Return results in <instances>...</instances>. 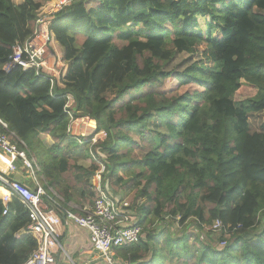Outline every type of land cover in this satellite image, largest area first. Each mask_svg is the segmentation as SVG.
<instances>
[{
	"label": "trees",
	"instance_id": "1",
	"mask_svg": "<svg viewBox=\"0 0 264 264\" xmlns=\"http://www.w3.org/2000/svg\"><path fill=\"white\" fill-rule=\"evenodd\" d=\"M46 2L0 0V119L29 154L32 144L44 152L47 163L30 156L62 206L97 198L91 180L99 166L67 134L69 111L105 133L94 150L108 163L106 185L134 190L142 238L116 248L121 259L264 264V130L251 132L247 120L264 111V0H72L50 25L68 65L63 88L32 71L2 70ZM180 53L199 58L165 71ZM153 117L165 134L149 128ZM156 222L163 229H152ZM188 222L191 235L172 233L174 223ZM26 224L16 199L6 216L0 203V264H22L36 249L31 235L14 238Z\"/></svg>",
	"mask_w": 264,
	"mask_h": 264
},
{
	"label": "built area",
	"instance_id": "2",
	"mask_svg": "<svg viewBox=\"0 0 264 264\" xmlns=\"http://www.w3.org/2000/svg\"><path fill=\"white\" fill-rule=\"evenodd\" d=\"M71 1L58 0L49 9L42 6L36 11L33 32L24 42H16L12 46L8 60L2 67L4 73L10 74L16 69H21L23 72L32 71L36 76L49 79L53 84L52 79L58 77L59 68H64V65L63 62L61 63V57L54 51L55 39L50 25L56 14ZM60 76H65V70ZM72 104V97L67 95L64 109L67 111ZM67 113L70 117L67 134L74 137L78 144H87L88 154L99 166L91 180V190L97 194L93 205L83 207L81 215H76L62 206V198L47 185L45 188L36 183L33 188H30L18 180L0 177L2 216L8 214L10 204L14 199L26 211L25 231L36 241V249L22 264H57V253L60 249V235L57 226L61 224V216L65 221L86 230L92 249L107 264H114L113 257L116 248L137 244L142 238L143 229L138 225L139 213L132 209V204L120 193L114 192L112 187L106 185V174L109 172L108 163L102 159L103 156L98 151L94 150L95 144L103 140L101 135L105 136V133L97 132L95 120L89 117L74 118L69 111ZM80 126L88 131H78ZM97 134L100 136L97 137ZM85 138L90 139L85 141L83 140ZM18 145L21 148H18ZM0 151L10 158L20 159L26 169L32 172L38 170L35 160L31 156L28 157L29 152L25 144L9 131L7 124L1 119ZM8 169L13 171L14 166L10 164ZM220 228L221 224L216 221L211 230L219 232ZM224 244L221 243L220 246Z\"/></svg>",
	"mask_w": 264,
	"mask_h": 264
},
{
	"label": "crops",
	"instance_id": "3",
	"mask_svg": "<svg viewBox=\"0 0 264 264\" xmlns=\"http://www.w3.org/2000/svg\"><path fill=\"white\" fill-rule=\"evenodd\" d=\"M53 48L56 54L63 59V53L56 41L53 44ZM84 163H86V161ZM10 164L14 166L13 171H9L8 169ZM38 172L39 171L32 172L26 169L20 159L10 158L0 151V177L9 180H18L26 186L33 188L36 183L40 184V181L36 178V174H38ZM41 180H43V177H41ZM85 206H89V204H76L68 202L65 205L68 210L72 211L76 215H81V209ZM57 231L60 235V249L58 250L56 258L57 264H107L104 259H102V257L92 249L86 230L77 227L69 221H65L61 216V224L57 226ZM13 235L16 239L23 238L26 235L25 227L15 230ZM145 258H148V256ZM141 261L142 260L138 263H142ZM115 264H137V262L131 263L130 261L123 260L118 261Z\"/></svg>",
	"mask_w": 264,
	"mask_h": 264
},
{
	"label": "rangeland",
	"instance_id": "4",
	"mask_svg": "<svg viewBox=\"0 0 264 264\" xmlns=\"http://www.w3.org/2000/svg\"><path fill=\"white\" fill-rule=\"evenodd\" d=\"M56 1L58 2V0H47V2L43 6L46 7V9H49L50 6H53L56 3ZM168 1L170 2V1H173V0H168ZM199 23L201 24V26L204 29H206V25L208 26V24L210 23V20L208 18L200 19L199 20ZM198 58H199V56H189V55L184 54V53L176 54L171 59V61L168 64L165 65L164 70L167 71V72H169V71H182L184 68L188 67L192 62H194ZM62 62L65 65V69L63 67L62 68H59V73L60 74L58 75V77L54 78L57 81V83L59 84V86L61 88H63V85H62L61 81H62V78H64V76H60V75H62V73L64 72V70H65V74H66V72H67L66 69H68V65L61 58V63ZM242 98L243 97H241V99ZM247 120H248V123H249V126H250V131L251 132H262L264 130V111H262L260 113H257V114H250L248 116ZM149 128L151 130H153V131H159V132L164 133V134L166 133V130L163 129V128H161L159 126V121H158V119L156 117H153V118L149 119ZM81 130H83L85 132L88 131L86 129L85 130L82 129V127L80 126L79 129H78V131H81ZM86 135L89 136L91 134H86ZM98 136H100V134H97V137ZM105 136L104 135H101V139H104ZM92 137H94V136H92ZM41 140H43V142H44V144L46 146H50L52 144L51 143L52 142L51 139L48 138V137H46V136H41ZM29 151H30V154H32V156L36 157L37 159H38V156L40 155L42 157V161L43 162H45V163L48 162V159L46 158L44 152L42 150H40L37 145L32 144V147L29 148ZM30 154H28V157L29 158H30ZM81 156H82L81 157V161L79 163L84 165V164H86V163H84L85 162V160L83 158L84 155L81 154ZM120 172H122V171H120ZM122 173H123L124 179H126L127 177L131 178V174H130L129 171H125V172H122ZM36 178H37L38 181H40V184L43 187L47 188L45 182L43 180H41L40 174H36ZM125 187H126L125 190H122L120 188L119 189H116V190L113 188L112 190L114 192L116 191V192L120 193V195L123 198H125L131 204L130 197L134 195V190L133 189H129V188H132L130 183L126 184ZM54 193L56 195H58V193L56 191H54ZM140 201L141 202H144L143 199H140ZM189 221H191V220H189ZM157 223L158 222L155 223V227H153L152 229L156 228V231H157V229L158 230L163 229V225L165 223L163 224L162 222H160L159 225ZM194 228H195L194 223L192 224V223H189L188 222L187 228L180 227V226L177 225V223H174L173 224L172 233H174L175 235H179V236H182V235H185V234L187 235L188 234V236H189V235H191L189 231L190 230L193 231ZM260 230H261V226H258L257 227V231H260ZM150 231H152V230H150ZM146 233H147V231H146ZM213 235H216V233L213 232ZM212 241H213V239H212ZM155 244H156L157 247H160V246H162V241L159 240V242L158 243H155ZM117 254H118V252H117ZM117 254L114 251V257H113L114 264L117 263L118 261H123V259L120 258L121 256L118 254L120 256L119 257ZM155 260H156V262L159 261V259L157 258V255H156V259Z\"/></svg>",
	"mask_w": 264,
	"mask_h": 264
},
{
	"label": "bare ground",
	"instance_id": "5",
	"mask_svg": "<svg viewBox=\"0 0 264 264\" xmlns=\"http://www.w3.org/2000/svg\"><path fill=\"white\" fill-rule=\"evenodd\" d=\"M90 124L92 125V122H90Z\"/></svg>",
	"mask_w": 264,
	"mask_h": 264
}]
</instances>
